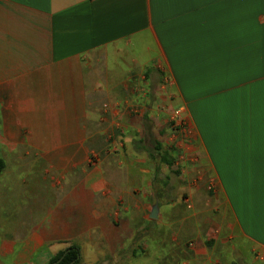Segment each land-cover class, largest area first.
<instances>
[{"label": "crops", "instance_id": "0c3cea01", "mask_svg": "<svg viewBox=\"0 0 264 264\" xmlns=\"http://www.w3.org/2000/svg\"><path fill=\"white\" fill-rule=\"evenodd\" d=\"M100 92L144 108L147 156L179 165L191 216L208 206L206 236L228 248L181 264H264V0H0V264H48L72 245L81 264H106L133 249L132 228L87 224L70 193V153L85 163L82 122ZM164 108L188 122L180 150L155 138ZM130 176L96 191L121 201Z\"/></svg>", "mask_w": 264, "mask_h": 264}, {"label": "rangeland", "instance_id": "374dc122", "mask_svg": "<svg viewBox=\"0 0 264 264\" xmlns=\"http://www.w3.org/2000/svg\"><path fill=\"white\" fill-rule=\"evenodd\" d=\"M109 67L110 61L107 67L100 64L95 70L104 78V71ZM107 97L104 92L95 96L94 114L82 122L86 133L85 163L81 152L70 153L68 174L71 196L77 197L80 192L82 199L84 195L87 224L126 225L133 230V249L124 250L119 244L113 250L115 257L106 255V264H181L193 257H227L228 248L216 245L206 236L209 227L202 223L205 219L202 214L208 211V206H204L205 211L198 216L200 219L191 216V201L185 199L189 182L179 179V165L168 168L147 156L145 150L151 149L152 137L142 130L144 108L114 105ZM163 110L161 117L152 121L155 138L163 148L180 150V144H186L187 139L183 132L174 129L173 111ZM119 161L128 163V168L119 169ZM126 175H131L127 182L131 183L129 187L133 188V194H124L125 197L117 201L109 194L97 193L95 182L102 180L103 193L116 188L119 179ZM161 178H166L165 183L160 181ZM33 182L30 188L38 193L35 198L42 201L39 195L44 198L45 183L33 185ZM47 183L49 186L50 180ZM154 205L156 218L150 219ZM39 206L41 211L46 208V202L43 200ZM125 207L128 209L126 214ZM197 221L201 230L198 238ZM179 240L182 241L179 243Z\"/></svg>", "mask_w": 264, "mask_h": 264}, {"label": "trees", "instance_id": "16d2710c", "mask_svg": "<svg viewBox=\"0 0 264 264\" xmlns=\"http://www.w3.org/2000/svg\"><path fill=\"white\" fill-rule=\"evenodd\" d=\"M156 150H161V145L157 144ZM161 161L168 166L173 165V159L170 154L163 151L161 154ZM4 170V162L0 159V175ZM48 264H81L79 258V249L72 245L68 248V250L58 253L54 256Z\"/></svg>", "mask_w": 264, "mask_h": 264}, {"label": "built area", "instance_id": "2783aa9c", "mask_svg": "<svg viewBox=\"0 0 264 264\" xmlns=\"http://www.w3.org/2000/svg\"><path fill=\"white\" fill-rule=\"evenodd\" d=\"M172 120H173V126L175 127L174 129L183 132L184 137L188 141L190 137V132L188 127L186 126V120L180 118L179 110L173 111Z\"/></svg>", "mask_w": 264, "mask_h": 264}, {"label": "water", "instance_id": "95a60500", "mask_svg": "<svg viewBox=\"0 0 264 264\" xmlns=\"http://www.w3.org/2000/svg\"><path fill=\"white\" fill-rule=\"evenodd\" d=\"M155 210H156V206L154 205L153 208H152V211H151V213L149 215L150 219H155L156 218Z\"/></svg>", "mask_w": 264, "mask_h": 264}]
</instances>
